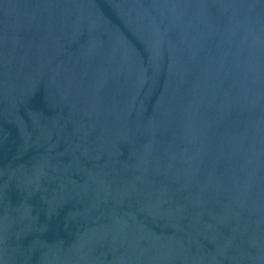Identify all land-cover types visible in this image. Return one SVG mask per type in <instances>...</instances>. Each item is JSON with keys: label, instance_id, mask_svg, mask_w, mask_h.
<instances>
[{"label": "water", "instance_id": "water-1", "mask_svg": "<svg viewBox=\"0 0 264 264\" xmlns=\"http://www.w3.org/2000/svg\"><path fill=\"white\" fill-rule=\"evenodd\" d=\"M0 264H264V0H29Z\"/></svg>", "mask_w": 264, "mask_h": 264}]
</instances>
